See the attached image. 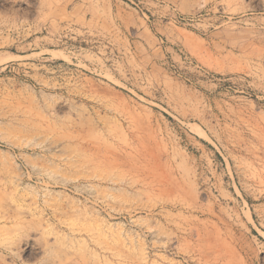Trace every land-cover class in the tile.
I'll return each mask as SVG.
<instances>
[{
  "label": "rangeland",
  "instance_id": "rangeland-1",
  "mask_svg": "<svg viewBox=\"0 0 264 264\" xmlns=\"http://www.w3.org/2000/svg\"><path fill=\"white\" fill-rule=\"evenodd\" d=\"M0 195V264H264V0H0Z\"/></svg>",
  "mask_w": 264,
  "mask_h": 264
},
{
  "label": "bare ground",
  "instance_id": "bare-ground-1",
  "mask_svg": "<svg viewBox=\"0 0 264 264\" xmlns=\"http://www.w3.org/2000/svg\"><path fill=\"white\" fill-rule=\"evenodd\" d=\"M246 9H247V7H246ZM250 16H249V18H250ZM35 125H36V123H35ZM48 125H49V128L48 127H46V128H48V131L49 132L56 131V130H54L53 127H50L51 125L49 124V122H48ZM43 130H44V128H43ZM39 132H42V131H39ZM42 134H44V133H42ZM58 135H60V134L58 133ZM58 135H56V136H58ZM109 137H110V135L108 136V138ZM108 138L105 136L102 139H100V138L98 139V138H94V137L89 136V135H86V134L82 135V134H80L77 131L76 134H72V132L71 133H66L63 136H61L59 138V140L61 139V141H63L65 139H67L70 142L71 141H74L75 142V145L78 144L79 149H80L79 152H80L81 156H83V163L85 165H87V166H90V168L92 170H94V174L93 175L92 174H90V175L89 174H85L84 175L85 179L88 180V182L93 183V182H95L94 180H96L98 184H103V185L105 184V185H108V186H110V185L116 186V185H118V184L121 183V180L124 179V177L123 178H115V177H113L112 176L113 169L121 168V169H127V170L129 169L128 172L131 171V170L133 171V170H135L137 168V161L140 160L139 158H141L140 155L142 156L143 154L142 153L140 154L139 150L137 149L139 147H137L136 145L134 146L132 144L133 142L132 143H129L126 140L127 142L125 143V141H123L124 143L121 145V143L118 144V143H114V142L109 141L111 138L109 140H108ZM117 139H116V141H117ZM111 140H113V139H111ZM35 144H37L38 146H40V148L42 150L44 149V147H46V146L43 145V142L35 143ZM33 145L34 144H32L31 146L32 147H35L36 146V145H34V146ZM71 145H72V143H71ZM78 146H77V149H78ZM74 149H76V148H74ZM91 178H93V179L91 180ZM122 184H123V182H122ZM1 199H3V198L1 197ZM0 209H1V207H0ZM0 212H2V211H0ZM5 216H1L0 215V224L1 225L7 223L6 220H8V218H6ZM1 227H5V226L3 225Z\"/></svg>",
  "mask_w": 264,
  "mask_h": 264
}]
</instances>
